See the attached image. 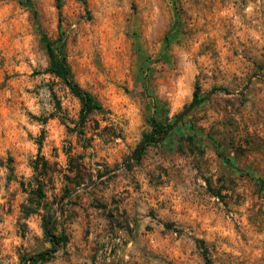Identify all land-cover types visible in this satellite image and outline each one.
<instances>
[{"label":"rangeland","instance_id":"obj_1","mask_svg":"<svg viewBox=\"0 0 264 264\" xmlns=\"http://www.w3.org/2000/svg\"><path fill=\"white\" fill-rule=\"evenodd\" d=\"M0 264H264V0H0Z\"/></svg>","mask_w":264,"mask_h":264},{"label":"trees","instance_id":"obj_2","mask_svg":"<svg viewBox=\"0 0 264 264\" xmlns=\"http://www.w3.org/2000/svg\"><path fill=\"white\" fill-rule=\"evenodd\" d=\"M44 42L46 53L48 55V71L60 77L67 85L69 90L79 99L82 114H85L92 109H96L98 107V104L92 99V96L88 92L81 90L70 79V74L65 64L64 57L57 56L53 53L49 40H44ZM193 99H196V92L193 93ZM165 130V126L153 125V134H156L157 132L162 133L165 132Z\"/></svg>","mask_w":264,"mask_h":264},{"label":"water","instance_id":"obj_3","mask_svg":"<svg viewBox=\"0 0 264 264\" xmlns=\"http://www.w3.org/2000/svg\"><path fill=\"white\" fill-rule=\"evenodd\" d=\"M144 142H145V141H142V142L139 143V145L137 146V148H136V150H135L134 153H136V152L138 151V149L141 147V145H142Z\"/></svg>","mask_w":264,"mask_h":264}]
</instances>
